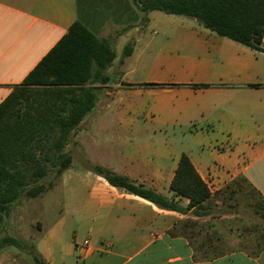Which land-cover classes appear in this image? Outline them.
<instances>
[{
	"label": "crops",
	"instance_id": "crops-1",
	"mask_svg": "<svg viewBox=\"0 0 264 264\" xmlns=\"http://www.w3.org/2000/svg\"><path fill=\"white\" fill-rule=\"evenodd\" d=\"M155 11L143 24L132 0H0V103L76 21L117 52L111 81L89 85L98 99L70 136L73 160L60 178L84 186L87 235L65 245L63 223H43L33 243L46 264H264V204L253 196L255 189L264 198V52L201 22H157ZM130 41L133 53L122 58ZM129 74L138 79L125 80ZM146 121L194 127L202 149L156 151L130 141L136 151L118 143L75 162L69 144L97 142L95 128ZM184 152L211 190L185 211L162 208L88 168L126 175L186 207L189 199L170 189Z\"/></svg>",
	"mask_w": 264,
	"mask_h": 264
},
{
	"label": "trees",
	"instance_id": "trees-1",
	"mask_svg": "<svg viewBox=\"0 0 264 264\" xmlns=\"http://www.w3.org/2000/svg\"><path fill=\"white\" fill-rule=\"evenodd\" d=\"M142 12L160 10L195 18L221 36L264 52V0H132ZM134 43L123 49L122 58L133 53ZM117 57L108 39L98 37L82 23L68 32L46 54L24 81L0 103V249L23 248L21 241L5 232L13 207L22 197L35 198L55 184V178L71 165L67 149L70 136L94 108L98 95L92 83H108V68ZM123 61V59H121ZM154 85V84H151ZM88 168L130 193L156 205L177 211L200 206L211 190L190 156L182 153L170 189L175 197L188 198L186 207L126 175L100 165ZM258 207L264 198L253 189ZM37 264H42L34 256Z\"/></svg>",
	"mask_w": 264,
	"mask_h": 264
},
{
	"label": "rangeland",
	"instance_id": "rangeland-1",
	"mask_svg": "<svg viewBox=\"0 0 264 264\" xmlns=\"http://www.w3.org/2000/svg\"><path fill=\"white\" fill-rule=\"evenodd\" d=\"M160 18L157 22H190L198 23L193 17L186 15L167 14L163 11H155ZM156 16V15H155ZM146 75H143L145 77ZM131 74L124 76L125 80L138 79ZM108 112L107 120L114 118ZM99 131L101 139L92 144L70 143L69 148L75 153V162L82 156L87 159L99 158L105 155L106 146L121 144L127 152L136 151L129 145L130 141L141 142L150 145V149H168L175 152L180 149H202L199 140L194 135L195 128L177 125H153L151 122L139 123L138 125L108 124L106 127L95 128ZM121 137L120 142L116 138ZM128 142V143H126ZM148 143V144H147ZM132 145V144H131ZM91 163L96 164L91 161ZM61 176L55 178L53 187L47 189L35 198L22 197L13 207L7 221L5 232L17 237L23 244V248L6 246L0 249V264H37L34 256H37L34 248V239L38 230L43 226L48 227L54 223L62 222L63 229H59L63 243L72 245L81 241L87 235L85 223L80 222L83 205L84 186L82 182H72L65 185L60 184ZM75 202L77 204L75 205ZM67 209L72 210L67 212ZM75 209V210H74ZM81 212V213H80ZM251 243V240H247ZM60 246H58V249ZM42 264H46L42 261Z\"/></svg>",
	"mask_w": 264,
	"mask_h": 264
}]
</instances>
